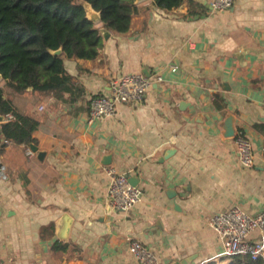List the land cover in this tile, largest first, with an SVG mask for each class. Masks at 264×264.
I'll return each mask as SVG.
<instances>
[{
  "label": "crops",
  "instance_id": "crops-1",
  "mask_svg": "<svg viewBox=\"0 0 264 264\" xmlns=\"http://www.w3.org/2000/svg\"><path fill=\"white\" fill-rule=\"evenodd\" d=\"M211 1L165 10L136 0L127 32L95 23L98 55L64 59L69 79L60 92L9 91L40 125L33 155L31 145L13 142L0 152L7 174L0 178L4 264H141L128 250L129 237L153 248L158 264L231 263L209 219L234 205L252 214L264 209V0H235L225 11ZM129 72H159L163 80L142 102L117 103L114 114L90 120V98L108 94L111 80ZM230 115L252 140V167L243 166L234 137L225 135ZM2 134L0 122V140ZM109 167L139 180L143 198L129 211L107 206ZM65 216L71 228L63 239ZM51 223L53 233L43 234ZM249 238L264 235L254 230ZM57 239L69 249L55 250Z\"/></svg>",
  "mask_w": 264,
  "mask_h": 264
},
{
  "label": "trees",
  "instance_id": "trees-1",
  "mask_svg": "<svg viewBox=\"0 0 264 264\" xmlns=\"http://www.w3.org/2000/svg\"><path fill=\"white\" fill-rule=\"evenodd\" d=\"M88 1L100 12L104 26L116 33L131 27L132 17L139 11L136 0H0V115L3 140L0 152L9 142L31 145L40 121L21 113L8 95L34 90L60 92L69 75L64 59L94 58L102 45L100 28L91 21L84 7ZM193 0H153L165 10ZM191 14L193 12H190ZM62 48L61 54L51 50ZM215 103L219 106L215 95ZM54 231V224L44 226ZM70 244L55 240L53 248L66 251ZM230 264H264L249 254L232 256Z\"/></svg>",
  "mask_w": 264,
  "mask_h": 264
},
{
  "label": "built area",
  "instance_id": "built-area-1",
  "mask_svg": "<svg viewBox=\"0 0 264 264\" xmlns=\"http://www.w3.org/2000/svg\"><path fill=\"white\" fill-rule=\"evenodd\" d=\"M235 0H212L214 10L225 11L232 8ZM178 68V64L170 65ZM163 80L159 72L147 74L145 72H129L114 77L110 82L108 94H98L90 98V120L116 111L117 103H138L145 99L148 88L154 82ZM240 162L245 167L255 164V151L252 140L243 128H236L233 135ZM28 154L33 155L31 147L27 148ZM0 178L6 179V167L0 157ZM109 184L107 190V206L114 211H129L143 198V189L130 182V174L119 171L115 167L107 169ZM210 225L217 231L222 241L221 255L230 257L236 254H249L257 259L264 256V239H250L254 230H259L264 235V209L256 214L246 211L240 205H234L227 210L214 213L209 219ZM128 250L141 264H158V254L149 245L140 239L129 237ZM232 262V261H231ZM0 264H4L0 256ZM198 264H205L201 261Z\"/></svg>",
  "mask_w": 264,
  "mask_h": 264
},
{
  "label": "water",
  "instance_id": "water-1",
  "mask_svg": "<svg viewBox=\"0 0 264 264\" xmlns=\"http://www.w3.org/2000/svg\"><path fill=\"white\" fill-rule=\"evenodd\" d=\"M84 7L86 9V12H87V16L88 18L93 21L94 23H98L100 21H102V17H101V14L99 11H97L90 2L88 1H84ZM102 33L105 37L109 36V30L106 29V28H102ZM62 48H59L57 50H51L52 53L54 54H61L62 53ZM149 74V73H147ZM3 78V75L2 73L0 72V80ZM32 88V87H30ZM4 118L3 116L0 115V121H2ZM224 129H225V135L226 136H233L234 133H235V126H234V116L233 115H230L226 118L225 120V126H224ZM31 148L34 152H37L38 151V146L35 145V144H31ZM173 152V150H169L167 152V154L165 156H163L162 158H160V161H163L166 157H169V155H171V153ZM39 156L42 157L44 155L43 152L39 151ZM0 168H1V165H0ZM1 171V169H0ZM130 182L132 184H135V185H138L139 183V180L138 178H136L135 176H130ZM65 219H66V224L64 226V228L62 229V232L60 231V237L61 238H67V235H68V232H69V229L71 228V219L69 216H65ZM192 262V258H187V259H184L182 261H176L175 264H190Z\"/></svg>",
  "mask_w": 264,
  "mask_h": 264
}]
</instances>
